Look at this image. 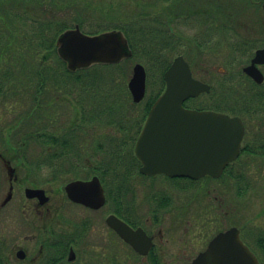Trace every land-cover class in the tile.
Instances as JSON below:
<instances>
[{"label":"flooded vegetation","instance_id":"af4514ba","mask_svg":"<svg viewBox=\"0 0 264 264\" xmlns=\"http://www.w3.org/2000/svg\"><path fill=\"white\" fill-rule=\"evenodd\" d=\"M258 39L251 52L246 46L240 52L244 64L229 70L220 66V79L210 74L211 69L205 70L207 79L197 77L190 65L193 77L210 91L186 100L184 107L237 117L244 128L238 157L219 177L198 179L141 172L136 143L148 117L136 136L137 118L119 117L115 112L123 107L133 113L127 105L135 104L129 88L120 101L114 86L102 87L103 79L99 85L87 86V79L81 78L86 83L78 84L80 79L69 75L88 71L53 70L49 73L57 75L42 80L58 85L40 90L38 70L30 75L19 60L9 61L0 54V264H192L216 236L233 228L264 264V236L253 238L251 229L232 223L227 201L220 197L222 188H231L248 168L244 156L264 157V59L254 62L257 52L264 50V36ZM253 65L258 79L246 70ZM217 82L224 86V97L210 95ZM125 156L137 162L131 164ZM95 179L105 196L101 205L97 189L90 195L99 199L89 204L72 197L82 195L80 191L73 190L71 196L67 190L73 183ZM159 180L174 182L177 192L167 196L161 186L156 188ZM133 183L138 190L144 189L142 196L135 193ZM187 185H204L207 197L212 192L214 196L209 202L193 198L179 203L178 189ZM190 206L196 210L200 206L202 213L192 228L182 229L184 218L190 226ZM110 217L139 233L133 241L140 250L111 227Z\"/></svg>","mask_w":264,"mask_h":264},{"label":"trees","instance_id":"16d2710c","mask_svg":"<svg viewBox=\"0 0 264 264\" xmlns=\"http://www.w3.org/2000/svg\"><path fill=\"white\" fill-rule=\"evenodd\" d=\"M150 1L152 0H146L144 3L147 5ZM158 1L159 3H155L151 6L153 8L149 9L142 7L144 3H140V9L127 17L121 14L112 16L111 13L100 9L98 10L100 15L96 14L99 17L95 18L94 11L97 6L92 0H0V39H2L0 54L7 56L9 61L19 60L24 69H29L30 75L38 70L41 90L45 89L46 85H58V83L42 80L57 75L50 74V71L69 73L65 62L57 53L58 37L62 32L73 28L74 24L79 25L81 30L86 32L85 27L93 22L96 26L88 32L89 34L94 35L110 29L122 30L133 51V57L126 60L124 64L138 57L146 59L162 72L160 79L162 86L150 99H146L141 104H130L129 108L133 113L121 107L123 116L120 117L134 116L137 118L138 128L147 117L155 100L164 91V73L176 56L183 55L193 66L192 57H196L195 52L205 49L213 50L212 44L225 39L226 50H218V52L216 49L213 50L214 58L217 57L215 53L228 51L227 59L221 62V67L225 70L234 69L236 65L241 66L244 61L241 56L243 53L240 52H244L245 46L246 51L251 52L260 43L258 37L264 36L262 11L264 0H243V3L241 1L242 9L235 8L236 5L232 4L231 0L230 4L228 0ZM233 2L238 1L233 0ZM160 3L165 7H159ZM68 8L71 9V13L67 10ZM246 9L248 14L245 12ZM96 19L100 21H94ZM183 25H189L187 30L193 31L182 32ZM176 27H179V31L175 30ZM28 61L31 65L27 63ZM124 64L123 66L120 64L96 65L85 70L88 72L80 76L79 73H69V75L73 79H80L78 84H85L86 81L83 82L81 79L84 78L87 79V86H96L101 84L103 72L107 71L103 69L116 66L123 70ZM58 75L63 74L58 73ZM123 89L125 91V88ZM118 128L120 132H123L125 127L118 126ZM125 158H130L131 164L135 160L137 162L135 157L134 161L131 156L123 157ZM109 161L113 164L111 158Z\"/></svg>","mask_w":264,"mask_h":264},{"label":"water","instance_id":"95a60500","mask_svg":"<svg viewBox=\"0 0 264 264\" xmlns=\"http://www.w3.org/2000/svg\"><path fill=\"white\" fill-rule=\"evenodd\" d=\"M57 51L70 71L100 64H118L133 55L129 41L122 31L111 30L89 35L81 31L78 25L59 36ZM262 59L264 50L257 52L254 62H261ZM253 68L254 65L246 70L256 78ZM164 78L166 89L153 104L136 144V155L142 162L141 172L146 175L166 174L194 179L205 175L219 177L225 166L239 155L244 133L241 120L222 113L184 107L187 99L210 91V87L193 77L190 65L183 56L174 59ZM129 89L136 103L143 100L146 70L140 63L133 68ZM95 189L101 205L105 196L98 180L76 182L67 187L71 196L73 190L80 191L82 195L72 197L88 204L99 199L90 195V191ZM108 222L125 241L140 250V245L133 241L139 234L137 231L116 217H110ZM192 264L260 263L243 245L237 229L233 228L216 236L208 250Z\"/></svg>","mask_w":264,"mask_h":264},{"label":"rangeland","instance_id":"374dc122","mask_svg":"<svg viewBox=\"0 0 264 264\" xmlns=\"http://www.w3.org/2000/svg\"><path fill=\"white\" fill-rule=\"evenodd\" d=\"M93 4L97 6L95 8V18H98L96 14L100 15L99 11L100 9L107 11L111 13L113 16L114 14L119 15L120 14L124 17L129 16V14H134L137 12V10L140 9V6L142 3L146 2V0H92ZM229 4H230V0ZM236 1V0H235ZM238 2L235 3L233 0H231L232 4H235V8L242 9L241 6V1L243 3V0H237ZM141 3V4H140ZM159 3L158 0H152L150 1L147 5L144 3L142 7L149 9L153 8L154 4ZM159 7H165L164 4L160 3L158 4ZM229 6V5H228ZM80 9V8H79ZM82 9V8H81ZM69 12L71 13V9L68 8ZM254 11V9H251ZM93 12V11H92ZM246 14H248L247 9L245 10ZM118 16V17H119ZM94 21H100V20H94ZM102 21V20H101ZM115 23V21H113ZM102 23V22H101ZM114 23H110L111 25ZM251 24V23H250ZM109 25V24H107ZM75 24L73 25V27ZM96 26L95 23H91V25H88L85 27L86 32H90L93 27ZM252 27V26H251ZM95 28V27H94ZM189 28V25L182 26L181 31L184 33H191L192 31L187 30ZM176 31H179V27L175 28ZM89 34V33H88ZM225 39L219 43L212 44L213 50L216 49V52L218 50H226V45H224ZM211 49H205V50H200V52H195L196 57H192L193 60V67H195V72L196 76L200 77L202 79H207L206 78V69H211L210 74L217 79H220L217 74L222 72L221 69V62L225 61L227 59V54L226 53H215L217 55L216 60L214 58V52ZM134 60L131 62H127L124 64L122 62L120 65L124 64L123 70H120V67H111V68H105L103 69V82H102V87H110L114 86L115 90L118 91L119 96L121 97L120 101L124 100L125 97V91L123 88H128V82L130 78L132 77L133 74V68L136 63H141L145 66V69L147 70V76H148V82H147V93H146V99H150L157 90L160 89L161 82V75L162 72L158 70L156 67L153 66V64H150L147 62L146 59H141L138 57H134ZM140 59V61H139ZM208 61H211L213 65H215V68L212 67L213 65H208L206 66L205 64L208 63ZM245 62H242L244 64ZM123 66V65H122ZM212 67V68H211ZM217 75V76H216ZM112 83V84H111ZM216 84V83H215ZM224 86L220 85L218 82L215 85L213 91L210 93V95H213L215 98H218L219 96L224 97ZM234 94L236 92H233ZM223 99V98H222ZM144 100V101H145ZM224 100V99H223ZM143 101V102H144ZM126 102V101H125ZM190 103H193L190 101ZM126 105V104H123ZM130 105V104H127ZM126 105V106H127ZM139 109V107H138ZM117 113V116H123L122 115V110L120 109L119 111L115 110ZM138 134V128L136 131V136ZM262 141V140H261ZM259 143V142H258ZM133 144V143H132ZM106 157L104 158V160ZM244 160H246L249 163L248 168L246 170L242 171L244 174L240 176L236 181H233L231 188L223 187L221 193H223L220 197L226 199L227 203V212L229 213L231 217L232 223L238 222L240 225L245 226L247 229H251L250 231L253 232V238L260 236H264V157L263 156H244ZM114 164V163H113ZM113 166V165H112ZM113 168H115L113 166ZM227 178V177H226ZM225 178V179H226ZM243 180L241 185L239 184V181ZM134 182L139 181L138 178L133 179ZM135 193H143L144 189L140 188L141 190H138L133 183ZM156 188L159 190L160 186L162 187L163 190H165L167 193V196H170V192H177L176 186H174V182L172 183L171 181H156ZM189 186V185H187ZM236 186V187H235ZM245 186V187H244ZM217 188L220 189V185H217ZM128 190V189H126ZM179 203L180 202H192L191 199L193 198H198L199 202H209V198L213 197L214 194L210 193L209 196L207 197L208 194H206V187L204 185H197L196 187H187V188H179ZM146 192V191H145ZM217 193V192H216ZM219 194V193H217ZM142 196V195H141ZM226 196V197H225ZM197 199V200H198ZM202 200V201H201ZM162 203H166L165 199L162 200ZM197 210L193 208V206H190V211H189V222L187 225L186 218L182 219L183 224L185 223L186 225L183 226L181 223L180 228L185 229L186 227H193V222L198 221L199 215L202 213L200 210V206H196ZM181 220V222H182ZM165 227H170L169 223L165 224ZM253 229V230H252ZM181 235V231H179V236ZM186 239V237H185ZM188 239V238H187ZM264 256V255H263Z\"/></svg>","mask_w":264,"mask_h":264}]
</instances>
